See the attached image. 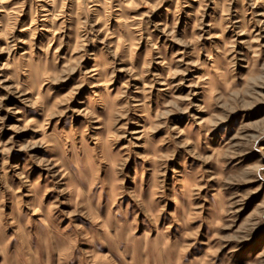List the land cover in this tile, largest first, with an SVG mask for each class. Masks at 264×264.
I'll use <instances>...</instances> for the list:
<instances>
[{"label": "rangeland", "instance_id": "1", "mask_svg": "<svg viewBox=\"0 0 264 264\" xmlns=\"http://www.w3.org/2000/svg\"><path fill=\"white\" fill-rule=\"evenodd\" d=\"M0 264H264V0H0Z\"/></svg>", "mask_w": 264, "mask_h": 264}]
</instances>
